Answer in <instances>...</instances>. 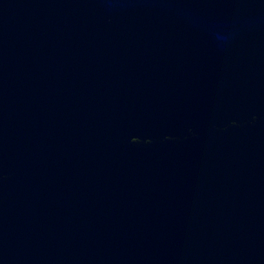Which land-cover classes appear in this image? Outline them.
Returning a JSON list of instances; mask_svg holds the SVG:
<instances>
[{"label": "water", "instance_id": "obj_1", "mask_svg": "<svg viewBox=\"0 0 264 264\" xmlns=\"http://www.w3.org/2000/svg\"><path fill=\"white\" fill-rule=\"evenodd\" d=\"M0 264H264V0H0Z\"/></svg>", "mask_w": 264, "mask_h": 264}]
</instances>
